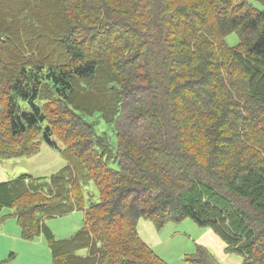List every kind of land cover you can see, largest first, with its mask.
Listing matches in <instances>:
<instances>
[{
	"label": "trees",
	"instance_id": "16d2710c",
	"mask_svg": "<svg viewBox=\"0 0 264 264\" xmlns=\"http://www.w3.org/2000/svg\"><path fill=\"white\" fill-rule=\"evenodd\" d=\"M146 1L151 38L142 36L145 42L140 47L143 50L146 46V53L157 52L143 62V70L150 69V63L155 69L157 85L149 90L154 89L157 102L149 101L148 96L144 101L145 93L136 96L141 101H128L131 91L119 63L115 67L110 62L108 68H102L100 60L89 59L74 36L85 29L110 32L116 27L109 26L108 21L120 15L116 11L142 13V0H50L49 8L42 9L40 3L37 16L23 22L27 30L54 23L58 30H66L67 60L32 61L24 54L18 61L20 67L10 75L4 89L9 135L16 139L32 135L31 131L40 134L36 139L59 150L69 161L53 139L49 111L53 102L66 106L64 109L71 110L87 131L84 143L77 131L66 134L74 140L67 146L73 149L76 161L75 181L81 177L93 180L100 202L84 210V226L67 240L56 239L45 219L69 215L78 205L64 199L60 205L40 210V202L50 197L49 189L38 186L42 184L34 185L24 178L0 183V209L15 210L13 215L25 239L46 233L53 264H169L141 238L137 223L142 218L153 220L158 228L190 218L201 227L212 228L228 251L245 253V264H264V0H254L259 6L251 0ZM30 4L37 2L15 0L10 5L0 0V39L13 34L11 18L27 11ZM20 32L23 35L22 29ZM233 33L240 42L229 47L225 39ZM211 47L218 57L223 51L238 61L230 65L227 59H219L223 63L218 70L213 68L215 62L208 59ZM132 48L127 42L125 50ZM176 48L185 55H178ZM188 56H199L207 66H198L192 78L182 83V71L191 65L185 66L187 62L182 60ZM233 70L241 71L240 81H245L246 91L234 86V76L222 82ZM173 83L179 85L172 89L169 84ZM184 85H192L201 99L199 105L205 104L196 109L201 113L195 119L198 130L187 138V130L172 121L167 104L171 93ZM91 93L99 94L93 103L104 107L74 105L80 103V95ZM87 102L90 104L92 98ZM105 107H112L113 112ZM136 111L140 116L130 117ZM95 113L114 128L117 149H110L109 154L102 141L106 137L99 136L84 118ZM66 136L63 140L68 143ZM197 144L205 151L196 149ZM15 145L7 142L0 129V158L17 157V150L10 149ZM84 149L89 151L84 154ZM67 167L51 178L59 182L56 187H62L66 195L72 189ZM75 183L81 193L79 183ZM82 249L88 251L86 256L77 255ZM197 250V263L218 264L206 249Z\"/></svg>",
	"mask_w": 264,
	"mask_h": 264
},
{
	"label": "rangeland",
	"instance_id": "374dc122",
	"mask_svg": "<svg viewBox=\"0 0 264 264\" xmlns=\"http://www.w3.org/2000/svg\"><path fill=\"white\" fill-rule=\"evenodd\" d=\"M4 1L10 5H13L15 2V0ZM142 1V8L144 9L142 13L139 10L129 13L126 10L123 12L116 11V13L120 15L115 17L112 16V19L108 21L109 26L113 24V26L116 27L110 32L103 33L104 30L102 29L88 32L85 29V31L78 32L74 34V36L80 40L89 59L100 60L102 68H104L105 65L106 68H108L107 65L110 62L115 67H117L119 63V67L124 71L122 78L126 81L127 88L131 91L129 92L131 93V97L129 96L127 98L128 101L131 99L136 101V99H138L136 98L137 95L140 96L142 93H145L144 101H146L148 96L149 101L157 102L158 98L156 97L157 94L153 92L154 89L152 92L149 90L151 87H156L157 85L153 80V70L155 69H152L153 66L150 63L151 68L143 70L144 60H151L157 52L155 50H150V52L147 51L146 53V46L142 48L143 50H141L140 47V44L143 45L145 42L142 36L145 35L149 37V39L151 38V16H149V12L145 6L147 1ZM251 1L255 6H259L254 0ZM34 2H37V4L34 6L30 4V8L28 7L27 11L24 10L19 12L17 16L11 18L13 20V34L3 36L0 39V129L1 132L6 135L7 142L9 141L10 145L16 144L12 147L9 146L10 149L17 150V157L13 159L5 160L0 158V183L17 182L19 179L24 178L30 181L31 184H42L38 186L45 187L46 191L49 189L50 197L40 202V205H42L40 206V210L60 205V202L64 199L75 202L78 207H76L75 211L71 214L45 219L46 227L56 239L67 240L75 236L84 226V210L91 204L100 202L99 191L93 180H89L87 177H81L77 178V181H75L76 170L74 172L73 167L76 169V161L72 154L73 149L67 146L74 142L72 138L69 139V137L66 136L67 133L73 135L77 131V134L80 136L79 139H82L79 141L84 143L85 138H83V135H86L87 131L71 110L64 109L66 106L60 103L57 104V102L51 104L49 111L52 114L50 116L54 124L53 130L56 133H54L53 139L56 140L61 149L69 156L70 160L67 161L62 157L63 155L59 150L48 146L40 138L36 139L41 136L40 134L38 135L31 131L29 134L33 136L27 134L16 139L12 138L9 135L4 114V103L6 101L4 94L5 85L10 75L17 73L20 67L19 64L21 63L18 61L23 60L22 56H24V54L28 55L25 57L32 58V61H59L60 63L67 60V52L64 46L65 38L67 37V35L64 36L66 30H58L56 23L48 28H43L44 26H41L39 29L33 30H27V28L23 26V22L30 21L32 17H36L40 12V3L42 9L49 8L50 5V0H34ZM72 23V19L68 21L69 25H72ZM21 29L23 35L20 32ZM129 41L132 43L133 48L127 52L125 46ZM225 42L229 47H236L240 42L239 36L236 33L230 34L226 37ZM176 50L178 55H185L179 48H176ZM214 51V47H211V50L208 52V59L212 58L215 62L213 68L216 67L217 70L218 66L223 63L218 61L219 59H227L228 62H232L230 65H234L236 61H238L233 55H226L223 51H221V55L218 57V55L214 54ZM190 57L191 56H188L184 61L182 60L183 64L187 62L185 66L191 64L189 67H184L182 71V83L192 78V73L197 72L198 66H207V64L205 66V63H201L199 56ZM195 61L197 63L196 67L194 65ZM225 70L226 68H224V73ZM231 73L232 72H230L227 77L224 75L225 80L223 79L222 82L228 81L230 80V76H234V86L246 91L247 87L245 81H240L242 80L241 71L233 70V74ZM99 80L101 81L102 79ZM178 85L179 83H173L169 84V87L174 89ZM93 87L95 88L94 92L98 93L96 86ZM178 89L174 90L168 99L169 114L171 115L172 121L184 128L185 131L187 130L185 132L186 138L193 137L195 135L194 131L198 130L195 119L201 116V113L196 110L198 106H201L199 105L201 104V99L198 98V93L193 90L192 85H184ZM98 95L99 94L95 93L82 94L77 100L80 103H73L76 107H80L82 104L92 105L93 107L94 105L103 106L93 103V100L97 102L98 99L94 97ZM124 97L126 98V95H124ZM91 98L92 102L87 104V101ZM163 98L165 99V96H163ZM168 105H166V107H168ZM151 107L149 109H152ZM62 109L65 110V112H63ZM106 110L111 113L113 112L112 107H107ZM133 115L134 117H139L140 112L136 111L135 114L131 113L130 117ZM146 115L149 116V114ZM84 118L88 123L90 122L93 124L94 130L99 136L103 137L104 135L106 137L103 138L102 141L106 144L105 147L107 148H105V151L107 150V154H109L110 149H117V137L114 128L105 122L100 113H95L93 115L88 114L85 115ZM65 136L67 140H69L68 143L63 140ZM73 145L76 147V144ZM82 145L83 144H81V146ZM195 147L199 151H202V149L205 151V148L200 144H197ZM84 150V154L89 151L87 149ZM24 153L32 155L25 157L21 155ZM66 166H68L67 168L70 171L68 176L71 177L72 181V189L67 192V195L62 191V187H56V185H59V182L51 181L52 176L59 171H63ZM111 166L117 168L114 163H111ZM75 182L79 183L81 193ZM55 194H57V196ZM14 213V209L6 207L0 209V264H53L52 251L49 247L46 233L42 231L31 239H25L23 237V228H21L15 215H13ZM137 224L141 238L154 249L155 253L169 264H199L197 263V259L199 258L197 249L199 247L206 249L218 264L246 263L245 253L228 251L227 244L212 228L201 227L190 218L184 219L179 223L173 221L166 222L162 228H158L153 220L147 218L140 219ZM87 252L86 249H82L80 252H77V255L86 256Z\"/></svg>",
	"mask_w": 264,
	"mask_h": 264
}]
</instances>
